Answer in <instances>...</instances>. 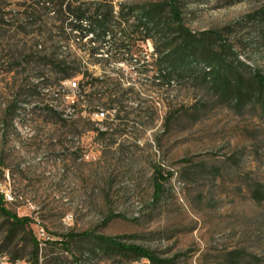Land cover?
Wrapping results in <instances>:
<instances>
[{
	"label": "rangeland",
	"instance_id": "obj_1",
	"mask_svg": "<svg viewBox=\"0 0 264 264\" xmlns=\"http://www.w3.org/2000/svg\"><path fill=\"white\" fill-rule=\"evenodd\" d=\"M36 1L0 0V182L15 199L5 207L32 220L15 229L0 212L3 253L37 252L45 264H69L66 250L99 251L104 264L145 258L111 239L171 264H264V93L250 84L264 78V0H181L186 26L240 76L242 98L205 79L202 64L161 88L155 46L143 40L157 34L137 29V14L121 30L137 32L145 65L97 60L85 63L90 77L61 81L28 59L46 30L29 26ZM112 1L127 14L161 0ZM67 81L84 86L72 120L59 111L72 105Z\"/></svg>",
	"mask_w": 264,
	"mask_h": 264
},
{
	"label": "trees",
	"instance_id": "obj_2",
	"mask_svg": "<svg viewBox=\"0 0 264 264\" xmlns=\"http://www.w3.org/2000/svg\"><path fill=\"white\" fill-rule=\"evenodd\" d=\"M30 8L34 20L29 26L44 25L46 30L37 35L43 38V46L39 41L34 44L28 55L29 62L55 70L60 74L61 81L78 75L84 79L90 77L87 69L83 71L85 63L91 64L97 60L108 63L125 61L133 67L145 65L148 54L142 50L139 43L141 39L135 36L137 32L129 35L121 30V26L128 23L126 18L130 14H137V29H143L146 33L155 29L157 34L146 35L143 40H152L155 46V55L158 57L156 79L159 80L161 88L191 76L194 72L193 66L202 64L205 79L209 76L221 79L224 87L231 85L239 98L248 94L241 85L240 76L226 63L222 51L211 46L210 38L205 37L207 34L194 33L186 26L181 0H161L131 7L127 14L123 8L116 11L112 0H37ZM41 9L46 13L41 14ZM169 36H172L171 39H166ZM78 50L84 53L87 59L80 57ZM99 54L102 55L101 59L96 57ZM143 74V71L139 72V75ZM111 82L113 80H106L104 83ZM250 84H255L258 88L259 92L255 98H260L264 93V78L255 74ZM77 86L79 91L84 88L78 83ZM78 96L75 108L81 95ZM110 96L112 95L105 98L106 104L116 102L107 99ZM105 99L103 97L101 100ZM99 133L104 136L107 130L99 129ZM158 176L163 178L161 174ZM161 185L158 181L157 192L160 191ZM7 204L0 196V212L10 227L26 229L31 225L30 218L17 217L5 207ZM109 241L121 249L134 252L138 257L149 258L153 264H171L170 261L158 259L139 247L125 246L111 239ZM17 258L15 255L14 259ZM37 258L36 252L35 259Z\"/></svg>",
	"mask_w": 264,
	"mask_h": 264
},
{
	"label": "built area",
	"instance_id": "obj_3",
	"mask_svg": "<svg viewBox=\"0 0 264 264\" xmlns=\"http://www.w3.org/2000/svg\"><path fill=\"white\" fill-rule=\"evenodd\" d=\"M66 85L69 91L74 92V95L72 97L69 96L67 97L72 105L68 108V110H63L62 108L61 109L59 108V111L64 119L72 120L76 117V108L74 107V104L77 100V92L79 90L77 83L74 81H67ZM95 116L97 117L102 116L104 118L105 113L103 111H98L95 113ZM0 196L4 199L6 203H11L15 200V199H11L10 190L7 191L6 189H3V185L1 184V182H0ZM26 217L30 218L29 215H26ZM64 220H65L64 222L69 224L70 222L73 221V217L72 215H68V217H66ZM48 240H54V239L49 238L47 239V241ZM0 245H2L1 242ZM38 245L40 246V248H42L43 246V244H38ZM12 260L13 259H11L10 256H5V254H0V264H12ZM21 264H36V259L35 261L21 260ZM78 264H80V261L78 262ZM94 264H104L100 255L97 257ZM134 264H152V261L149 258H142L135 260Z\"/></svg>",
	"mask_w": 264,
	"mask_h": 264
},
{
	"label": "bare ground",
	"instance_id": "obj_4",
	"mask_svg": "<svg viewBox=\"0 0 264 264\" xmlns=\"http://www.w3.org/2000/svg\"><path fill=\"white\" fill-rule=\"evenodd\" d=\"M38 244H42V243H40L39 241ZM68 251L66 250L64 254L68 256L69 264H78L79 261H80V264H94L97 257L99 256V251H83L80 254H75V253L70 254ZM0 254H4L2 245H0ZM134 262L135 261L128 263V264H134ZM12 264H21V260H16V261L12 260ZM36 264H45L44 258L41 255L36 259Z\"/></svg>",
	"mask_w": 264,
	"mask_h": 264
}]
</instances>
